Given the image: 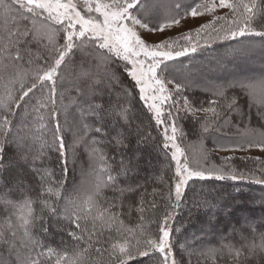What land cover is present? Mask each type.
<instances>
[{"label": "snow or ice", "instance_id": "obj_1", "mask_svg": "<svg viewBox=\"0 0 264 264\" xmlns=\"http://www.w3.org/2000/svg\"><path fill=\"white\" fill-rule=\"evenodd\" d=\"M218 9L227 11L216 15ZM189 16L211 19L180 30ZM173 28L178 33L167 35ZM144 33H159L161 39L149 43ZM255 38L264 45V0H193L186 6L180 0H0V171L8 167L3 160L8 145L27 165L0 179V245L17 248L20 233V247L27 251L14 262L0 258V264H185L189 241L174 242L169 221L189 181L214 177L264 184V168L260 176L230 165L193 168L178 142L177 133L185 135L178 121L198 125L201 136L230 125L241 136L259 134L258 143L220 150L264 152V122L258 129L231 122L241 96L264 121V77L208 84L204 99L190 98L188 84L169 78L170 62L231 41L238 46L228 43L223 57L235 56L253 47ZM122 77L131 83L113 99ZM135 97L142 102L137 117ZM141 116L163 126L162 148L174 162L170 182L151 191L121 186L120 177L130 169L123 158L114 167L115 158L103 147L105 142L124 147L132 120ZM78 150L87 156L93 180L70 192L66 165L69 152L75 157ZM52 219L66 222L57 231L70 239L46 242ZM259 240L246 251L227 243L202 255L214 259L226 248L232 264H240L241 257L254 259L257 250L264 256V233Z\"/></svg>", "mask_w": 264, "mask_h": 264}, {"label": "trees", "instance_id": "obj_2", "mask_svg": "<svg viewBox=\"0 0 264 264\" xmlns=\"http://www.w3.org/2000/svg\"><path fill=\"white\" fill-rule=\"evenodd\" d=\"M180 2L182 6L193 4V0H180ZM228 43H231L233 47L238 46L236 41L214 43L211 47L198 50L188 57L170 62L173 64V68L169 73V78L176 82L188 84V90L185 92L188 97L204 99L208 95L203 90L205 85L226 84L234 80H258L264 77V45H261L259 38H255V45L247 52L224 58L223 53ZM253 67L256 68L255 74L251 72ZM229 72L232 75L228 74ZM121 80L122 83L117 84L113 89V99H115L117 91L122 92L123 87L129 86L131 83L126 77H122ZM65 102L67 103V101ZM239 102L240 109L231 117L232 125H240L241 127L250 125L258 129L259 124L264 121H261L258 116L257 108L255 106L250 107L249 102L243 96L239 98ZM141 104L142 102H138V97L132 100L133 117L140 116ZM141 121L143 122L141 123ZM178 124L185 134L183 138H179L180 133H177L178 142L185 150L193 168L208 169L213 165L217 167L230 165L237 171H243L246 175L250 172L256 176L261 175L260 169L264 168L262 161L255 158L247 159L249 157L245 156H230L234 159L225 164L229 157H220L213 151V149L233 147L237 144L247 147L249 141L258 143L262 139L259 134L241 136L237 133L236 128L230 125L222 128L219 132L201 136L196 131L198 125H193L184 120L178 121ZM162 127H156L154 121L149 122L141 116L140 119L134 118L132 120L131 128L125 133L128 139L124 147L114 149L111 144L104 143V150L109 157L115 158L114 167L123 158L124 163L130 169L127 176L120 177L123 182L121 186L144 185L151 191L153 187L159 189L170 182L172 171L169 164L174 167V162L171 161L170 151L166 157L165 150L162 148ZM66 135L70 141L71 135L68 133ZM95 135L99 136V134ZM51 155L54 157L55 153H51ZM10 159L12 160L8 162ZM3 160L8 162V167L0 171V179L7 176L9 172L15 174L17 170H12L9 165L13 160H16V166L19 169L27 170V165L19 158L15 146H6ZM153 163L155 168L149 170L147 165ZM66 167L68 171L65 187L70 192L79 189L81 186L87 188L92 182L93 177L89 175L88 158L82 150H78L75 157L69 152ZM56 170L59 173L58 166ZM106 194L111 195V192H106ZM3 207L0 205V219H2ZM217 208L219 211L216 212L215 209ZM171 211L173 218L169 221V225L172 229L173 241L184 242L187 240L190 244L187 251L182 254L185 264H188L189 260L191 264H214V262L215 264H232L226 248L222 253L216 254L214 259L210 255H202V252H206L210 248H220L222 244L227 243H231L237 248L244 245L245 251L247 245L253 242L259 244V236L264 233V184L253 183L250 179L217 180L213 177L201 180L193 178L185 189L183 199ZM204 211L207 212L206 215ZM156 215L161 216L162 212H157ZM204 215L207 216V221L204 220ZM134 222L132 221V223ZM65 223L64 221L50 220L49 232L51 235L48 236L47 243L59 244L62 237L66 240L70 239L66 233L57 231V228L64 226ZM249 225L255 227V233L252 232ZM151 227L155 229L156 225ZM191 231H195L199 235L188 237ZM241 234L247 239L242 240ZM18 237L17 248L9 249L6 245L0 246V258L14 262L17 253L21 256L25 255L27 249L20 247L23 239L22 234L18 233ZM175 251L179 260L181 251L179 248ZM200 261L201 263H199ZM240 264H264V256L257 250L254 259L245 260L241 257Z\"/></svg>", "mask_w": 264, "mask_h": 264}, {"label": "rangeland", "instance_id": "obj_3", "mask_svg": "<svg viewBox=\"0 0 264 264\" xmlns=\"http://www.w3.org/2000/svg\"><path fill=\"white\" fill-rule=\"evenodd\" d=\"M226 11H227V9H223V10H219L218 9L216 15H224V13ZM209 19H211V17H204V18L193 19L191 16H189L187 19L181 21L182 29H180V30L187 31L189 29H195V28L199 27L200 24L206 22ZM178 31L179 30L173 28V29H170V30H166V34L167 35H176L178 33ZM144 38L149 43H155V42H159V40L161 39V35L159 33L154 34V35H149L147 33H144ZM248 59H249V57L247 58V60ZM261 68L263 69V67H261ZM255 69L256 68L253 67V69L251 71L252 73L254 72V74L256 73V70ZM228 74H231L232 75L231 72H229ZM169 133H170V130H169ZM143 143H144V141H143ZM146 144H148V143H146ZM213 151L215 153H217V155H219L220 157H230V156L238 157V156H245V157H251L253 159L254 158L255 159L258 158L257 160L262 161V163H264V152H261L258 147H252V148H250V149H248L246 151H235V152H232V151L225 152V151H221L220 149H218V150L213 149ZM11 160L12 159L8 160V162H10ZM154 162H155V160H154ZM16 163H17L16 160H13V162H11L9 164L10 167L12 168V170H18V166H16ZM147 166H148V169L149 170H153L155 168L154 163L152 165H149L148 164ZM195 208H197V207H195ZM217 210H218V208L215 209L216 212H217ZM204 214L206 215L207 212H205ZM205 215L203 216V218H204L205 221H207V216H205ZM198 235L199 234L195 233V231H191L188 234V237H197ZM21 257H23V256H21ZM195 262H197V261H195ZM199 263H201V261Z\"/></svg>", "mask_w": 264, "mask_h": 264}]
</instances>
